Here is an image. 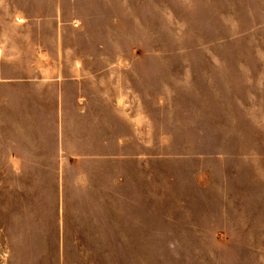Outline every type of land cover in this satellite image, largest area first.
<instances>
[{"label": "rangeland", "instance_id": "374dc122", "mask_svg": "<svg viewBox=\"0 0 264 264\" xmlns=\"http://www.w3.org/2000/svg\"><path fill=\"white\" fill-rule=\"evenodd\" d=\"M45 10L115 85L116 206L0 207V264H264V0H0Z\"/></svg>", "mask_w": 264, "mask_h": 264}, {"label": "crops", "instance_id": "0c3cea01", "mask_svg": "<svg viewBox=\"0 0 264 264\" xmlns=\"http://www.w3.org/2000/svg\"><path fill=\"white\" fill-rule=\"evenodd\" d=\"M74 13H0V207L116 206L115 85Z\"/></svg>", "mask_w": 264, "mask_h": 264}]
</instances>
